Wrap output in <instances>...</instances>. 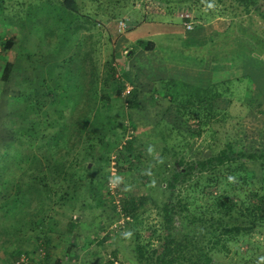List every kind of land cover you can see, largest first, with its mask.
I'll return each instance as SVG.
<instances>
[{"label":"rangeland","instance_id":"1","mask_svg":"<svg viewBox=\"0 0 264 264\" xmlns=\"http://www.w3.org/2000/svg\"><path fill=\"white\" fill-rule=\"evenodd\" d=\"M33 2L0 0V174L5 175H0V208L14 196L17 200L23 199L37 160L42 162L48 158L45 163H49L50 171L54 170L56 174L73 172L76 162L79 163L77 167L88 164L91 182L86 187L72 186L65 195V202L56 203L41 221L27 217L25 206L20 208L15 219H3L0 212V241L4 243L0 247V264H13L12 254L17 251L27 264H55L56 260L59 264H136L133 259L134 230L144 238L148 235L147 229L156 225L158 220L151 204H139L138 199L151 192L156 179L154 174L160 171L156 164L152 165L161 146L153 123L167 120L164 113L171 103L159 88L160 81L174 77L196 84L202 79L204 82L211 78L223 81L229 77L230 96H222L217 106L224 108L230 116L226 124L212 127L216 131L214 138L206 132L198 143L208 146L215 141L218 145L228 138L240 137L244 144L259 148L264 147V71L253 63L218 70L210 66L209 57L202 61V42L196 44L193 39L195 33L185 32L183 26L186 18L192 26L200 23L195 20L194 8L193 11L178 9L168 15L166 5L158 0H132L131 6L107 22L103 31L92 30V39H87L83 45L80 34L88 32L81 30L78 35L72 34L69 29L71 16L56 7ZM86 10L90 16L104 22L113 11L103 1L97 7L88 0ZM199 12L206 13L207 8L200 7ZM144 15L148 17L146 21L143 20ZM243 20V23L236 20L238 26L234 29L245 39L244 60L255 57L258 63L264 62L262 25L257 23L256 16L251 19L252 25H248L246 18ZM120 21L126 22L124 31H118ZM213 23L217 24L216 19ZM43 24L54 33L43 36ZM136 34L138 38L142 37L136 39L140 41L138 46L136 40L133 41ZM5 40L13 42L11 51L16 54V63L7 83L1 80L7 59V53L2 50ZM147 41L154 44L153 49H144ZM83 47L88 52L91 47L95 49L93 56L97 58L102 75L112 51L118 77L123 80L122 74L127 70L131 74L136 72L139 82L133 80V83L143 86L138 88L140 108H127L125 90L117 97L108 85H99L97 91L109 96L110 103L106 108H100L97 101L96 109L93 106L91 111L87 109V120H91L90 125L93 126L90 135L96 139L95 147L88 148V143L82 138L80 146L63 164L60 158H64L67 152L60 148L62 137L59 129L64 120L61 112L71 104L76 108L70 114L78 115L85 108L84 98L77 97L78 89H75L80 65L78 57ZM127 49L133 54L127 56ZM124 85L130 89L133 87L128 82ZM182 93L187 92L184 90ZM176 124L181 128L185 126L179 119ZM125 141H132V145L129 151L124 152ZM73 142L74 139H69L67 146L71 147ZM48 143L49 147L58 145L59 148H51L44 153L31 150L32 147L45 149ZM50 153H54L55 161H51ZM121 154L134 157L132 169L127 174L117 169L114 181L122 194L120 206L128 200L139 204L135 228L125 225L126 220L121 223L122 218L113 205L105 181L112 157L118 159L117 168L118 165L124 167L125 160ZM171 160L167 157L165 161L169 167ZM249 169L256 177L254 184L258 185V164H249ZM73 219L78 224L70 231ZM249 240L258 247L256 251L263 252L264 235L254 233ZM260 246L263 247L259 250ZM244 250L245 246H241L240 252ZM249 255L252 254L249 252L244 256ZM252 256L257 259L256 255ZM237 263L245 264V260L234 254L220 261V264Z\"/></svg>","mask_w":264,"mask_h":264},{"label":"trees","instance_id":"2","mask_svg":"<svg viewBox=\"0 0 264 264\" xmlns=\"http://www.w3.org/2000/svg\"><path fill=\"white\" fill-rule=\"evenodd\" d=\"M30 1L56 7L71 16L69 29L72 34L78 35L81 30L88 32L80 34L83 45H86L87 39H92V30L103 31L107 22L116 19L122 13L121 10L132 4V0H88L94 6L100 7L103 1L105 6L112 8L113 11L107 16L108 20L104 22L89 15L86 10L87 0ZM158 2L166 5L168 15L174 14L173 12L178 9L188 11L195 9V20L200 23L185 32L195 33L193 37L195 43L202 42V61L203 58L209 57L210 66H214V69L219 70L222 67L232 69L253 63L264 71V62L258 63L257 58L244 60L242 50L245 39L243 34L237 35L234 29L238 26L236 20L243 23V18H246L248 25H252L251 19L256 16L257 23L262 25L261 32L264 35V0H158ZM200 7H206L207 12H199ZM147 19L148 17L144 15L143 20ZM214 19L216 25L212 24ZM53 33L52 29L46 26L42 28L43 36H50ZM204 39L206 41H203ZM108 41L110 42V38ZM135 43L137 45L140 41L136 40ZM218 44L220 47H217ZM2 45V50L7 53V59L1 80L7 83L16 63V54L11 51L14 45L12 41L5 40ZM144 45L145 50L154 47L151 41ZM85 47L78 57L80 65L75 82V89H78L77 97L79 95L84 98L85 108L78 115L70 114L76 108L71 104L65 112H61L64 120L59 129L62 137L60 148H65L67 152L64 158H60L63 164L69 161L68 157L80 146L82 138L88 143V148L95 147L96 139L90 135L93 126L90 125L91 120H87V109L91 111L92 106L96 109L97 101L100 102V108H106L110 103L109 96L97 91L99 85H108L115 91L117 97H120L126 88L124 83L128 82L133 87L124 96L125 105L128 109L140 108L138 88L143 86L138 85L136 72L132 71V74L129 73L130 70L125 72L123 76L121 75L123 80L118 77L112 51L102 75L97 58L93 56L95 49L91 47L90 53L85 51ZM251 76L252 74L249 77ZM133 80L137 81L135 85ZM230 84L229 77L223 81L211 78L204 82L202 79L201 83L196 84L176 80L174 77L160 81L159 88L163 90L164 97L171 100L169 108L164 113L167 120L161 119L153 123L161 146L159 154L153 158L152 165L156 164L160 171L154 174L156 179L152 183L151 192L138 199L139 204H151L158 220L156 225L147 229L148 235L144 238L136 229L134 230L133 259L136 264H220V261L227 259L231 254L240 255L245 264L262 262L264 264V247L260 246L259 250L263 247V252H258L256 251L258 247L249 240L254 233L264 235V147L244 144L240 137L228 138L218 145L215 141L208 146L198 143L206 132L214 138L216 131L212 127L226 124L230 115L217 104L222 96H230L228 87ZM184 90L186 94L182 93ZM178 119L185 125L184 128L176 124ZM69 139H74L71 147L67 146ZM131 145L132 141H125L122 147L124 152L129 151ZM49 146L48 143L45 149L32 147L31 150L44 153L51 151V148H59L58 145ZM53 154L49 155L51 161H55ZM121 157L125 160L124 167L118 165L117 169L127 174L134 165L131 162L134 157L131 154H121ZM167 157L172 158L170 167L165 164ZM48 160L47 158L42 161L44 163L40 160L35 162L23 199L17 200L14 196L2 205L0 212L3 219H15L20 208L25 206L27 217L41 221L46 216L45 213L55 208V205L65 202V195L72 186L81 188L90 184L88 175L91 170L88 164L77 167L76 164L79 163L76 162L72 168L73 172L62 171L56 174V171H50L51 165L45 163ZM253 163L259 167L258 185L254 184L256 177L249 169V164ZM108 178L109 175L105 181ZM139 204L133 200L123 202L121 206L123 216L131 221V223L126 221L125 225H132L135 228ZM77 224L73 219L70 231H73ZM3 244L0 241V247ZM241 246H245L243 253L240 252ZM19 252L12 254L13 264H17L21 258ZM249 252L256 255L257 259L252 255L244 256ZM55 264L59 262L56 260Z\"/></svg>","mask_w":264,"mask_h":264},{"label":"built area","instance_id":"3","mask_svg":"<svg viewBox=\"0 0 264 264\" xmlns=\"http://www.w3.org/2000/svg\"><path fill=\"white\" fill-rule=\"evenodd\" d=\"M188 18H186L183 26L185 28L186 31H190L192 30V24L191 22L187 21ZM126 27V22L125 21H120L118 23V31H124ZM131 89L130 88H126L125 89V93L129 92ZM117 157H112L110 160V169H109V178L107 180V187H108V192H109V196L113 199V205L116 208V211L118 212L119 216L122 218L121 223L124 222V220L126 221H130V219L128 217L123 216V213H121V206H120V202L122 200V194L119 192L118 187H117V183L114 181L115 177H117ZM17 264H27L24 258H20L17 262Z\"/></svg>","mask_w":264,"mask_h":264},{"label":"crops","instance_id":"4","mask_svg":"<svg viewBox=\"0 0 264 264\" xmlns=\"http://www.w3.org/2000/svg\"><path fill=\"white\" fill-rule=\"evenodd\" d=\"M134 36V35H133ZM135 36H137V37H135L134 39H133V41L134 40H136L138 37H139V35L138 34H136ZM132 38V37H131ZM119 41V40H118ZM130 42H132V41H129V43ZM118 42H116V44H117ZM122 43V42H121ZM121 51V50H120ZM126 52V50L123 52V53H125ZM150 61H152L151 59H150ZM124 69H125V67H124ZM127 72H128V70H127ZM142 95V94H141Z\"/></svg>","mask_w":264,"mask_h":264},{"label":"water","instance_id":"5","mask_svg":"<svg viewBox=\"0 0 264 264\" xmlns=\"http://www.w3.org/2000/svg\"><path fill=\"white\" fill-rule=\"evenodd\" d=\"M130 53H131V51H128V53H127V56H129V55H130Z\"/></svg>","mask_w":264,"mask_h":264},{"label":"clouds","instance_id":"6","mask_svg":"<svg viewBox=\"0 0 264 264\" xmlns=\"http://www.w3.org/2000/svg\"><path fill=\"white\" fill-rule=\"evenodd\" d=\"M231 179V178H230Z\"/></svg>","mask_w":264,"mask_h":264}]
</instances>
